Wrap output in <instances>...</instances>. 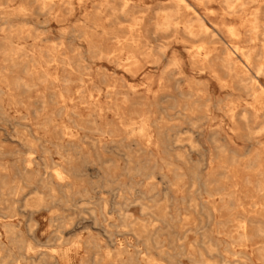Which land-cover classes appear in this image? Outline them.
<instances>
[{
	"label": "rangeland",
	"instance_id": "rangeland-1",
	"mask_svg": "<svg viewBox=\"0 0 264 264\" xmlns=\"http://www.w3.org/2000/svg\"><path fill=\"white\" fill-rule=\"evenodd\" d=\"M43 1L52 2L54 11L69 20L57 22L42 16L41 1L37 0L26 5L34 18L26 22L0 20V192H7L11 187L18 189L14 196L4 197L7 203L0 201V264H222V261L261 264L257 249L264 244V236L255 232L257 215H264L258 210L260 205L264 210V200L255 194L251 185H244V179L255 180L254 166L245 160L258 147L256 142H264V134L243 142L231 131L224 114L215 108L219 101H227V91L220 90L210 74L200 73L201 68L192 64L188 51L205 47L220 55L228 45L253 47L246 35L250 22L227 18L223 0H215L206 7L194 0H184L190 8L185 9L183 3L179 6V30L159 31L156 25L162 22H155L160 15L157 10L171 8L172 0H130L140 5L147 15L143 28L132 36L142 37V44L148 43L153 48L148 56L139 58L137 74L133 76L123 68L126 53L131 50V22H78L96 7L105 5L104 2L118 6L121 0ZM253 6L246 8L247 15L254 10ZM195 15L204 19L209 32L213 28L220 32L209 39L187 38L180 28ZM227 27L234 29L238 38L230 37ZM93 42L100 47L99 54L91 53ZM15 46L36 56L49 49L59 50L60 59L70 58L74 62L80 56V65L85 68L78 70L84 81V98L80 100L76 96L78 71L69 75L61 65L56 69L53 65L49 70L52 78L61 80L69 76L72 80L69 89L74 100L63 103L58 97L65 91L60 82L45 85L38 81L34 68L23 70L15 66L21 62L13 53ZM173 59L179 62L178 67L171 66ZM22 82L31 86L30 90L21 86ZM261 83L264 86V80ZM106 87L111 96L106 95ZM96 88L102 92L95 102L90 101L87 96L90 92L96 95ZM198 90H208V113L197 107L199 103L192 104L182 96ZM242 97L234 93L232 99L243 105ZM145 115L150 125L147 133L152 142H157L156 147L152 144L147 148L146 138L138 132L140 118ZM204 115L206 119L195 128L191 126L192 120ZM88 120H93L100 130H110L112 135L98 136L95 132L94 135L95 126L86 125ZM66 133L74 137L70 140ZM87 138L101 139L97 154L92 151L90 157L79 155V148H87L79 140L87 142ZM217 145L225 151L220 152ZM230 155L237 158L236 164H229ZM61 156L71 157L72 163L63 162ZM29 158L33 163L26 170ZM249 165L253 167L246 169ZM69 166L72 171L66 180L70 185L66 191L65 183L57 181L51 172L67 170ZM224 166L228 169L223 170ZM225 172L229 175L236 172L237 179L226 178ZM235 183L237 186L233 189ZM215 190L234 192L228 210ZM39 198L42 203L37 201ZM141 204L145 210L139 208ZM241 221L247 223L244 231L251 237L248 242L237 241L235 226ZM5 224L14 226L13 234L6 233L2 228ZM155 237L161 242L165 256L148 248L151 240L144 241ZM187 253L194 259L188 258Z\"/></svg>",
	"mask_w": 264,
	"mask_h": 264
},
{
	"label": "bare ground",
	"instance_id": "bare-ground-1",
	"mask_svg": "<svg viewBox=\"0 0 264 264\" xmlns=\"http://www.w3.org/2000/svg\"><path fill=\"white\" fill-rule=\"evenodd\" d=\"M31 0H0V20H3L5 22H13L16 20H21L23 22H26L30 20L31 17L34 16V13L28 9L26 6L29 4ZM41 1V6L39 8L40 14L42 16H48L51 17L52 19H55L57 22H66L69 20L67 17H61L59 14L54 11L52 2L48 3L43 0H37ZM56 1V0H55ZM80 1V0H79ZM198 2L199 5L206 7L208 4L212 3L215 0H194ZM222 1V0H221ZM48 3V4H47ZM62 3V2H61ZM59 3V5H61ZM69 3V2H68ZM105 5L96 7L94 9V12L91 14H85L82 18V20L78 22H131V25L129 27L130 29V45H131V50L127 51L126 57L124 61V71L127 73L135 76L137 74V69L139 66V58L141 56H148L149 52L153 49L149 46V44H142V37H139L138 39L134 38L132 36L133 32L139 33L140 30L143 28V22H146L147 20V15L145 12L142 11L140 5L135 4L131 2L130 0H121L120 4L118 6H113V4L106 3L104 2ZM113 3V2H112ZM119 3V2H118ZM117 3V4H118ZM137 3V2H136ZM185 4L184 7L185 9L190 8L188 4L185 3L184 0H172V7L171 8H165V9H158L157 6V11L160 12V15L158 16V21L155 22H162L161 24L156 25V29L159 31H168L170 29H174L175 32L179 30L180 26V8L179 6L181 4ZM64 4V2H63ZM79 4V3H78ZM140 4V3H139ZM222 4L224 6V11H225V16L230 19H240L242 18L244 22H250L249 28L246 31V35L248 36V42L253 44V47H248V48H242L237 46V45H231L225 47L223 53L220 55L213 53L214 50H205V47H199L196 49L194 52L189 53L191 54L190 59L192 61L193 65H198L201 70L200 73H207L210 74L213 80H215L218 84V87L220 90H225L227 91V101H219L218 105H216V109L218 111H221L224 114V117L228 120V122L231 125V131L236 134V136L240 140H245L249 141L256 138V135H261L264 134V86L262 85V81L264 80V0H223ZM255 4V5H254ZM58 5V7H59ZM70 5V4H68ZM115 5V4H114ZM143 5V4H142ZM162 5V4H161ZM249 5H254V10L249 13V15L246 14V8ZM63 6V5H62ZM76 6V5H75ZM163 6V5H162ZM193 6V5H192ZM145 7V6H144ZM197 7V6H196ZM214 7V6H213ZM252 7V8H253ZM60 8V7H59ZM62 8V7H61ZM150 8V7H147ZM153 9V8H152ZM156 9V8H155ZM76 11V10H75ZM150 11V10H149ZM154 11V9H153ZM148 12V11H147ZM69 15L71 14L68 12ZM155 13V12H154ZM64 14H66L64 12ZM73 14V13H72ZM71 14V15H72ZM152 14V13H151ZM67 15V14H66ZM156 15V14H155ZM153 16V15H152ZM151 16V17H152ZM156 16V17H157ZM47 17V18H48ZM72 17V16H71ZM155 17V18H156ZM249 17V20H245L244 18ZM34 18V17H33ZM50 18V19H51ZM75 18V17H73ZM32 19V18H31ZM38 19V18H37ZM71 19V18H70ZM157 19V18H156ZM241 19V20H242ZM12 20V21H10ZM47 20V19H46ZM54 21V20H53ZM204 19L198 15H195L194 18H191L187 21H184L182 27L180 30L185 34V36L189 39H196V38H203V39H209L212 37L213 34L219 33L217 29L213 28V32H209V28L206 27V25L203 23ZM45 22V21H44ZM152 22V20H151ZM154 22V21H153ZM232 22V21H231ZM28 23V22H27ZM89 24V23H88ZM124 24V23H123ZM130 24V23H129ZM151 24V23H150ZM149 24V25H150ZM84 25V24H83ZM95 27H97L96 24L93 23ZM91 25V26H93ZM122 25V24H121ZM126 25V24H124ZM128 25V24H127ZM151 26V25H150ZM153 26V25H152ZM116 27V26H115ZM118 27V26H117ZM154 27V26H153ZM152 27V28H153ZM234 27V26H233ZM91 28V27H90ZM155 28V27H154ZM228 28V27H227ZM93 29V28H92ZM104 29V27H103ZM102 29V30H103ZM95 30V29H94ZM85 31V30H84ZM105 32V29L103 30ZM151 31V30H150ZM29 32V30H28ZM95 32V31H94ZM101 32V31H100ZM97 33V31H96ZM106 33V32H105ZM151 33V32H150ZM148 32V34H150ZM217 33V34H218ZM18 34L20 35L21 32L18 31ZM28 34V33H27ZM86 34V31H85ZM103 34V33H102ZM101 34V35H102ZM121 34V33H120ZM227 34L236 39L238 38V34L235 33L234 29L231 27L228 28ZM30 35V34H29ZM106 35V34H105ZM118 35V34H117ZM154 35V34H153ZM153 35H148V36H153ZM28 35H26L27 38ZM31 36V35H30ZM69 36V35H68ZM82 36V35H81ZM104 36V35H103ZM102 36V37H103ZM107 36V35H106ZM111 36V35H110ZM139 36V35H138ZM156 36V35H155ZM226 36V35H225ZM113 37V36H112ZM220 37V36H219ZM29 38V37H28ZM31 38V37H30ZM80 38V37H79ZM115 38V37H114ZM127 38V37H126ZM36 39V38H35ZM82 39V38H80ZM85 39V38H84ZM117 39V38H116ZM118 40V39H117ZM221 40V39H220ZM99 41V40H98ZM124 41V40H123ZM223 41V40H222ZM88 42V41H87ZM146 42V41H145ZM151 42V41H150ZM90 43V42H89ZM94 45L90 47V51L93 55H96L97 53L99 54L100 47L98 49V46H95V42H93ZM224 43V42H223ZM228 43V42H227ZM88 44V43H87ZM98 44V43H97ZM142 44V46L140 45ZM151 44V43H150ZM186 44V43H185ZM240 44V43H239ZM255 44H258L257 48H255ZM118 45V44H117ZM224 45V44H223ZM144 48V49H143ZM157 49H161V46H157ZM127 49V48H126ZM45 50V49H44ZM204 51V52H203ZM59 50H48L42 54H38L37 56L34 53L26 51L24 48L15 46L13 49L14 55L17 56L16 60H20L21 62H17L15 66H20L22 67L23 70H27L28 67L34 68L36 73H37V78L38 81L41 83H46V82H52V83H61L64 87V92L60 93L58 95L59 99L64 103L67 100H74L71 99L70 97V85L72 84L71 78L65 77L59 80L58 78H52V75L50 74L51 71H49L53 65L56 68H58L59 65L62 66L63 69L68 71V74L71 75L75 72H77L80 69H85L84 67L80 65L82 63V58L80 56H77V61L74 62L70 58L68 59H60V53H58ZM203 52V53H202ZM124 53V52H123ZM82 54V53H81ZM87 54V53H86ZM109 54V53H108ZM151 54V53H150ZM124 55V54H123ZM112 57V56H111ZM63 58V57H62ZM120 62V61H119ZM116 64V63H115ZM114 64V65H115ZM157 65V64H156ZM171 66L173 67H178L179 62L177 60H172L171 61ZM79 74V86L76 90V96L78 99H83L85 95V89H84V81L82 79L81 73L78 71ZM114 75V74H113ZM144 76V75H143ZM124 77V76H123ZM163 77V76H162ZM193 77V76H192ZM118 79L120 77H117ZM21 80V79H20ZM19 80V82H20ZM29 83V82H28ZM92 83V82H91ZM128 83V82H127ZM20 83H18L19 85ZM107 84V83H106ZM30 85V84H29ZM46 85V84H45ZM50 85V84H49ZM197 85H202L201 83L197 82ZM205 85V83H204ZM24 86L27 90H30L28 84L25 82H22V85ZM58 86V85H57ZM207 86V85H206ZM152 87V86H151ZM90 88V87H89ZM106 95L111 96L112 92L109 91V87H106ZM180 88V87H179ZM32 89V88H31ZM46 89V88H45ZM96 92V95L90 92L87 96V98L90 101L95 102V98L98 97V95L101 94L102 90L99 88L94 89ZM104 90V89H103ZM190 90V89H189ZM60 91V90H59ZM61 92V91H60ZM234 93L239 94L240 97L244 95L246 98L244 99L243 97V105H239L238 101H234L232 99ZM50 94V93H49ZM168 94V93H167ZM208 90H198L196 92L193 91H188L186 94H182V96L186 97L187 99L192 101V104H198L197 107H201L206 111V113L209 112V101L208 99ZM52 95V94H51ZM103 95V94H102ZM54 97V95H52ZM104 96V95H103ZM237 96V95H236ZM206 97V99L204 98ZM235 97V96H234ZM114 98V97H113ZM169 98V97H168ZM214 98V97H213ZM57 99V98H56ZM55 99V100H56ZM151 99V98H150ZM166 99V98H165ZM170 99V98H169ZM167 99V100H169ZM178 99V98H177ZM162 100V99H160ZM164 100V99H163ZM173 103H174V99ZM239 100V98H238ZM153 101V100H152ZM242 101V100H241ZM240 101V102H241ZM58 102V101H57ZM138 102V101H137ZM150 102V101H149ZM214 103V102H213ZM97 105V104H96ZM133 105V104H132ZM135 105V104H134ZM137 105V104H136ZM68 106V105H67ZM145 106V105H144ZM152 106V105H151ZM98 107V106H97ZM101 107V106H100ZM148 107V106H147ZM157 107H160L157 106ZM175 107V106H174ZM87 108V107H85ZM93 108V107H92ZM129 108V107H128ZM153 108V106H152ZM180 108V107H179ZM189 108V107H188ZM122 109V108H121ZM131 109V108H130ZM172 109V108H171ZM170 109V110H171ZM190 109V108H189ZM72 110V109H71ZM75 110V109H74ZM188 110V109H187ZM190 113H192V110H188ZM93 112V111H92ZM130 112V111H129ZM137 112V109H136ZM123 113V112H122ZM160 113V111H159ZM79 114V113H78ZM166 114V113H165ZM176 114V113H175ZM155 115V114H154ZM162 115V114H161ZM160 115V116H161ZM72 116V115H71ZM121 116V115H120ZM151 116V115H149ZM153 116V115H152ZM89 118V117H88ZM161 118V117H160ZM206 115L200 117L199 119L192 120L190 122L192 127H196L197 124L202 120L206 119ZM122 120V119H121ZM161 121V120H160ZM194 121V122H193ZM225 122V121H224ZM73 123V121L71 122ZM157 123L160 124V122L157 121ZM220 123V122H219ZM77 126V123H73ZM86 125L91 124L95 126L93 128V133L95 132L96 135L98 136H111L112 132L110 130H100L99 128L96 127V124L94 123L93 120H88ZM135 125V124H134ZM101 126V125H100ZM149 122H148V116H144L140 118V123H139V128L138 132L143 135V137L146 138V146L147 148L150 147L152 144L155 145L156 143L152 142L151 136L149 133H147V129L149 127ZM91 127V126H90ZM102 127V126H101ZM134 129V128H133ZM255 129H258V132L254 131ZM63 130V129H62ZM29 132V131H28ZM66 132V131H65ZM14 133V132H13ZM94 133V135H95ZM134 133V132H133ZM67 134V133H66ZM135 134V133H134ZM157 135V134H156ZM68 139H72L74 136L72 135H66ZM120 136V135H119ZM158 137V136H157ZM263 137V136H262ZM64 138V137H63ZM86 138V137H85ZM159 138V137H158ZM88 141L85 142L83 139H80L79 142L81 144L85 143L87 148L83 147L79 148V155L84 156H91V152L94 151L97 154L98 151V146L101 144V139L99 140H91L87 138ZM259 139V138H258ZM256 140V139H255ZM112 141V140H111ZM115 141V140H114ZM243 141V142H245ZM161 142V141H160ZM212 142L214 144L217 143L215 138H212ZM68 143L75 144L73 142L68 141ZM112 143V142H110ZM113 144V143H112ZM137 144V143H136ZM135 144V145H136ZM161 144V143H160ZM163 144V143H162ZM258 147L254 151V153L246 159L247 164H253V166L245 167L246 169H254L255 172V180L252 182L250 178H245L244 179V185H251L255 194L262 198L264 200V142L262 143H255ZM84 145V144H83ZM89 146V147H88ZM134 147V146H132ZM221 150L220 152H224L225 149L221 145H217ZM75 148V147H73ZM78 148V147H77ZM91 150V151H90ZM62 151V149H61ZM60 151V152H61ZM86 151V152H84ZM132 154V153H131ZM224 155V154H223ZM32 157V156H31ZM131 158V155L129 156ZM222 157V156H221ZM62 161L70 165L72 163V158L68 157H62ZM128 158V157H127ZM130 158L127 159V161L130 162ZM135 160V159H134ZM137 160V158H136ZM160 160V159H159ZM191 160V159H190ZM26 166L25 169L29 170L31 168V165L33 163V160L29 158L26 160ZM145 161V160H144ZM163 161V160H162ZM229 164L234 165L236 164L237 158L233 155H230L229 158L227 159ZM128 162V163H129ZM133 162V160H132ZM142 163V162H141ZM144 163V162H143ZM146 163V162H145ZM112 164V163H111ZM240 164V163H239ZM113 165V164H112ZM117 165V164H116ZM131 165V164H130ZM137 165V163H136ZM138 166V165H137ZM170 166V164H169ZM173 166V165H172ZM171 166V167H172ZM223 166V165H222ZM114 167V166H113ZM116 168V167H114ZM135 168V166H134ZM137 168V167H136ZM159 168V167H158ZM223 170H227L228 167L224 166L222 167ZM2 169V168H1ZM140 170V168L138 167ZM151 169V168H150ZM149 169V170H150ZM154 169V168H153ZM152 169V170H153ZM137 172V169H135ZM151 170V171H152ZM243 170V169H242ZM65 171V172H64ZM67 171V172H66ZM71 171L72 167L69 166V168L66 170V168H62L60 170H53L51 174L54 176V178L57 181L64 182L66 186L63 188L68 191L70 185L66 180L70 179L71 176ZM141 171V170H140ZM139 171V173H140ZM150 171V172H151ZM173 171V170H172ZM248 171V170H247ZM138 173V172H137ZM138 173V175H140ZM153 174V173H152ZM231 175H229V172H225V177H231L232 179H237L236 172H230ZM114 175V174H113ZM137 175V176H138ZM148 175V174H147ZM145 176L144 178H146ZM152 177V176H150ZM147 177V178H150ZM155 179V178H154ZM165 179V177H164ZM152 180V179H150ZM149 181V180H147ZM155 181V180H154ZM198 181V180H197ZM112 182V181H111ZM113 183V182H112ZM149 183V182H148ZM4 183V187H7ZM147 184V183H146ZM233 189L236 188L237 183L233 185ZM130 188V187H129ZM171 188V187H170ZM178 188V187H177ZM175 188L174 185V189ZM220 188V187H219ZM159 190V189H158ZM178 190V189H177ZM54 190H52L53 192ZM126 191V190H125ZM219 191L217 192L219 195L220 201L223 203V207L228 210L229 202L231 199H233L234 192L232 191H227L225 192L223 190H215ZM221 191V192H220ZM18 192V189L15 187H11L10 189L4 192H0V201L6 202L8 200H4V197H11L14 196ZM122 192V191H121ZM128 192V191H127ZM159 192V191H158ZM238 193V192H237ZM181 194V193H180ZM216 194V193H215ZM125 195V194H124ZM210 195V194H209ZM248 195V194H247ZM241 196V195H240ZM69 197V196H68ZM124 197V196H123ZM155 197V195H154ZM177 197V196H176ZM125 198V197H124ZM122 198V200H124ZM178 198V197H177ZM178 200V199H177ZM180 200V199H179ZM209 200V199H207ZM39 203H42V199L39 198L37 199ZM129 201V200H128ZM136 201V200H135ZM134 201V202H135ZM105 202V201H104ZM132 202V201H131ZM153 202V201H152ZM220 202V203H221ZM127 203V202H126ZM140 203V202H139ZM193 203V202H192ZM191 203V204H192ZM206 203V202H205ZM121 204V203H120ZM123 204V203H122ZM189 204V203H188ZM190 204V207H191ZM202 204V203H201ZM130 205V204H129ZM133 205V204H132ZM131 205V206H132ZM144 204H141L139 208L141 207L142 210H145V207L143 206ZM216 205V204H215ZM112 206V205H111ZM138 206V205H137ZM163 206V205H162ZM193 206V204H192ZM244 206V205H243ZM12 206H9L11 208ZM123 207V205H122ZM133 207V206H132ZM131 207V208H132ZM153 207V206H152ZM182 207V206H181ZM195 207V206H194ZM200 207V206H199ZM203 207V206H202ZM200 207V208H202ZM212 207V206H211ZM253 207H257V204L253 205ZM130 208V207H129ZM130 208V209H131ZM154 208V207H153ZM123 209V208H122ZM164 209V208H163ZM162 209V210H163ZM105 210V206H104ZM121 210V209H119ZM165 210V209H164ZM212 210H216L215 207H212ZM259 212H264L263 207L260 205L258 208ZM141 211V210H140ZM202 211V210H201ZM215 212V211H214ZM202 213V212H200ZM158 214V212H157ZM203 214V213H202ZM243 214V213H242ZM251 214V213H250ZM124 215V214H123ZM122 215V216H123ZM164 215V214H163ZM204 215V214H203ZM245 215V214H243ZM191 216V215H190ZM125 217V216H123ZM257 228H256V234L258 236H264V215L259 214L257 215ZM207 220V219H206ZM166 221V220H165ZM174 221V219H173ZM210 221V220H209ZM200 222V221H198ZM173 224V223H172ZM200 224V223H199ZM246 222L241 221L235 226V232L237 233V241L239 242H248L251 237H249L244 229H246ZM215 225V224H214ZM218 225V224H217ZM226 225V224H225ZM176 226V225H174ZM223 227V226H222ZM2 228H5L6 233L13 234L14 232V226L11 224H5L3 225ZM145 230L144 232H147L146 227H144ZM158 228V227H157ZM182 228V226L180 227ZM191 228V227H190ZM200 228V226H199ZM228 228V227H227ZM186 229V227H184ZM154 230V229H153ZM190 231V230H189ZM219 231V230H218ZM153 232V231H152ZM188 232V231H187ZM208 233V232H206ZM4 234V233H3ZM196 234V232H195ZM232 234V233H231ZM187 235V234H186ZM189 235V234H188ZM6 237V235H4ZM179 237V236H178ZM186 237V236H185ZM207 237V236H206ZM152 238V237H151ZM259 238V237H258ZM1 239V238H0ZM179 239V238H178ZM208 239V238H206ZM151 240L152 244L151 246H148V248L153 249L154 251H157L158 255L165 256L164 250L162 249L163 246L161 242L158 240L157 237L155 239H150L147 238L144 241L148 243V241ZM177 240V239H176ZM180 240V239H179ZM209 240V239H208ZM206 241V240H205ZM133 242V241H132ZM178 242V241H177ZM176 242V243H177ZM194 242V241H193ZM181 243V242H180ZM184 243V242H183ZM3 244V243H2ZM6 244V243H5ZM166 244V243H165ZM203 244V242H202ZM231 244V243H230ZM1 245V244H0ZM167 245V244H166ZM181 245V244H179ZM2 246V245H1ZM179 247V246H178ZM185 247V246H184ZM212 245L210 246L211 250ZM3 248V247H2ZM139 248V247H138ZM181 248V247H179ZM183 248V247H182ZM236 248V247H235ZM239 249V248H238ZM3 250V249H2ZM214 251V250H212ZM237 251V250H236ZM5 252V250H4ZM27 253V252H26ZM131 253V252H130ZM180 251L178 252V254ZM202 253V252H201ZM5 254V253H4ZM167 254V253H166ZM188 254V253H187ZM205 254V253H204ZM209 254V253H208ZM249 254V253H248ZM29 255V254H28ZM171 255V254H170ZM227 255V254H226ZM257 255L258 259L260 260L261 264H264V244L258 247L257 249ZM172 256V255H171ZM170 256V257H171ZM174 256V255H173ZM184 256V255H183ZM186 256V255H185ZM169 257V256H167ZM182 257V256H181ZM150 258V256L148 257ZM153 258V257H152ZM188 258L194 259V257L191 254H188ZM219 258V257H218ZM171 259V258H170ZM173 259V258H172ZM236 259V258H235ZM253 260V259H252ZM5 261V260H4ZM149 261V260H148ZM147 261V262H148ZM152 261V259H151ZM193 262V261H192ZM209 262V261H208ZM236 262V261H235ZM2 263V261H1ZM211 263V262H210ZM209 263V264H210ZM254 263V262H253ZM3 264V263H2ZM6 264V263H4ZM29 264V263H28ZM190 264V263H189ZM193 264V263H192ZM222 264H229L225 261H222ZM235 264V263H234Z\"/></svg>",
	"mask_w": 264,
	"mask_h": 264
}]
</instances>
